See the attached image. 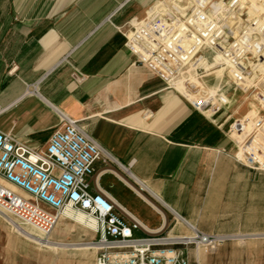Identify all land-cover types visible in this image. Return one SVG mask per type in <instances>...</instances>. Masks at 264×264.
<instances>
[{
  "label": "crops",
  "instance_id": "crops-1",
  "mask_svg": "<svg viewBox=\"0 0 264 264\" xmlns=\"http://www.w3.org/2000/svg\"><path fill=\"white\" fill-rule=\"evenodd\" d=\"M149 2L0 0V129L40 148L63 116L76 120L120 164L107 170L97 161L91 191L157 229L161 205L191 214L203 170L230 140L224 121L193 109L177 84L167 87L126 47L121 31L148 18ZM134 199L160 216L158 226L137 215Z\"/></svg>",
  "mask_w": 264,
  "mask_h": 264
},
{
  "label": "built area",
  "instance_id": "built-area-1",
  "mask_svg": "<svg viewBox=\"0 0 264 264\" xmlns=\"http://www.w3.org/2000/svg\"><path fill=\"white\" fill-rule=\"evenodd\" d=\"M177 1L180 4L176 8L160 7L139 24L129 23L121 31L126 47L166 86H175L181 79L191 107L202 114L213 115L220 106L214 94L193 83L186 74L187 65L197 64L194 70L198 76L201 64L209 60L229 64L230 73L253 108L252 114L231 125L230 135L241 151L236 159L264 172V0ZM183 2L187 3L181 6ZM205 49L217 58L208 57ZM97 161L107 170H115L113 164L120 167L109 149L66 116L40 148L0 129V176L26 194L0 183V215L48 241L65 209L84 212L96 221L90 242L93 264H200L191 258V249L229 239L206 232L164 205L160 206L163 224L148 228L107 192L91 191L90 178ZM177 223L186 226L188 232L177 233Z\"/></svg>",
  "mask_w": 264,
  "mask_h": 264
},
{
  "label": "rangeland",
  "instance_id": "rangeland-1",
  "mask_svg": "<svg viewBox=\"0 0 264 264\" xmlns=\"http://www.w3.org/2000/svg\"><path fill=\"white\" fill-rule=\"evenodd\" d=\"M156 2L150 0L145 9L154 11L162 6L176 8L180 4L177 0H168L156 6ZM187 2H183L181 6ZM262 16L261 19H264V13ZM261 23L264 24V20ZM204 53L210 58H217L208 49ZM196 65L188 64L186 74L190 75L193 83L214 94L220 106V110L213 115H203L219 122L224 121L225 132L230 141L223 155L214 150L212 159L203 170L201 186L204 189L197 193L195 205L190 207L191 214L183 216L206 232L224 234L229 239L214 242L207 248H193L190 256L200 264H264V172L243 169L247 166L236 159L238 144L235 137L230 135L233 122L244 117L238 115L242 112L243 104L253 111L252 105L247 93L243 92L238 80L230 73L232 68L229 64L209 60L201 64L198 76L194 70ZM220 69H223L222 74L218 72ZM246 79L250 80V77ZM167 87L172 89L171 86ZM175 87L178 94L188 101L181 79L177 80ZM0 183L8 186L3 181ZM133 203L132 209L149 226L160 224V216L145 203L139 199H134ZM166 213L172 219L173 215L168 210ZM60 221L61 227L69 225L70 231L63 234L51 232L47 242L35 237V231L30 228L25 229L33 238L24 235L20 227L9 223L0 215V264H93L94 251L90 247L95 236L93 230L63 215ZM175 230L177 233L188 232V228L182 223H177Z\"/></svg>",
  "mask_w": 264,
  "mask_h": 264
},
{
  "label": "bare ground",
  "instance_id": "bare-ground-1",
  "mask_svg": "<svg viewBox=\"0 0 264 264\" xmlns=\"http://www.w3.org/2000/svg\"><path fill=\"white\" fill-rule=\"evenodd\" d=\"M1 181L5 182V184H8V187H10L11 189L15 190L16 192H18L20 194H23V195H26L23 190H21L20 188L16 187L14 184L10 183L9 181L5 180L4 178L1 179ZM138 190L141 191L140 188H138ZM141 192H143V191H141ZM62 215L65 218H68V219H71V220L75 221L77 224L85 225L88 229H91L94 232V229L96 227V221H95L94 218H88V217H86V214L84 212H75L73 209L67 208V209L64 210V212H63ZM60 222L61 221L59 219V221L57 222V224L54 227V229L52 230V232H57V234H63V233L69 232L70 231V229H69L70 226L69 225H66L64 228H62L61 225H60ZM20 229H22V233L24 235L33 238V235L27 229H25V228H20ZM77 233H79V232H77ZM54 243H56V242H54Z\"/></svg>",
  "mask_w": 264,
  "mask_h": 264
}]
</instances>
